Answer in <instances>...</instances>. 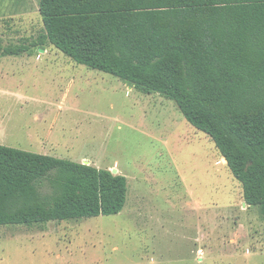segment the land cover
Listing matches in <instances>:
<instances>
[{
  "label": "rangeland",
  "instance_id": "obj_1",
  "mask_svg": "<svg viewBox=\"0 0 264 264\" xmlns=\"http://www.w3.org/2000/svg\"><path fill=\"white\" fill-rule=\"evenodd\" d=\"M43 27L31 0H0L4 45L32 41ZM31 54H48L51 67L0 83L52 103L29 109L50 110L55 158L117 170L127 178V203L116 216L0 227V264H264L260 208L245 203L213 140L174 102L76 64L50 44Z\"/></svg>",
  "mask_w": 264,
  "mask_h": 264
},
{
  "label": "trees",
  "instance_id": "obj_2",
  "mask_svg": "<svg viewBox=\"0 0 264 264\" xmlns=\"http://www.w3.org/2000/svg\"><path fill=\"white\" fill-rule=\"evenodd\" d=\"M50 44L76 64L174 102L209 136L264 217V0H40ZM128 182L109 170L0 145V227L119 215Z\"/></svg>",
  "mask_w": 264,
  "mask_h": 264
},
{
  "label": "crops",
  "instance_id": "obj_3",
  "mask_svg": "<svg viewBox=\"0 0 264 264\" xmlns=\"http://www.w3.org/2000/svg\"><path fill=\"white\" fill-rule=\"evenodd\" d=\"M31 1L33 11L39 12L40 0ZM26 8L24 12L29 11V8ZM55 57L61 59V57ZM50 58L51 56L48 54L33 55L31 53L19 56H1L0 78H9L10 75L13 77L16 75H14L15 72H27V70L44 71L51 67L46 64ZM53 68L52 66L51 69ZM21 85H16L14 88H20ZM6 86L7 88L0 83V145L38 155L57 157L55 152L59 150V145L52 142V133L56 124L55 121L47 118V115H50L48 109L52 108V103L47 100L35 101L34 98L20 93V90L12 89L9 84ZM30 103L43 104L48 109L42 112L43 114H39L40 112L29 109ZM25 112L29 114L28 119L17 117L23 116Z\"/></svg>",
  "mask_w": 264,
  "mask_h": 264
},
{
  "label": "water",
  "instance_id": "obj_4",
  "mask_svg": "<svg viewBox=\"0 0 264 264\" xmlns=\"http://www.w3.org/2000/svg\"><path fill=\"white\" fill-rule=\"evenodd\" d=\"M224 162L226 163V160H225V159H224ZM112 173H113L114 175H116V174H117V170H113Z\"/></svg>",
  "mask_w": 264,
  "mask_h": 264
}]
</instances>
